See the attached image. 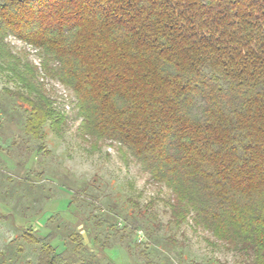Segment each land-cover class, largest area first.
I'll use <instances>...</instances> for the list:
<instances>
[{
    "label": "trees",
    "instance_id": "1",
    "mask_svg": "<svg viewBox=\"0 0 264 264\" xmlns=\"http://www.w3.org/2000/svg\"><path fill=\"white\" fill-rule=\"evenodd\" d=\"M8 35L36 50L39 67L6 47ZM0 67L37 153L65 117L40 69L73 94L83 138L125 146L170 191L176 226L189 219L242 264H264V0H0ZM36 221L21 237L37 264H96L72 258L86 249L80 231L67 254ZM9 252L0 264L15 263Z\"/></svg>",
    "mask_w": 264,
    "mask_h": 264
},
{
    "label": "rangeland",
    "instance_id": "2",
    "mask_svg": "<svg viewBox=\"0 0 264 264\" xmlns=\"http://www.w3.org/2000/svg\"><path fill=\"white\" fill-rule=\"evenodd\" d=\"M4 43L39 67L34 48L10 35ZM39 71L37 80L65 117L37 153L36 142L23 132L20 109L3 90L14 88L15 79L0 67V103L6 110L0 114V250H10L13 264H37L35 244L21 237L35 217L33 231H54L53 243L62 250L67 241V254L74 247L68 234L80 231L86 249L71 253L72 258L93 255L96 264H242L238 254L189 219L179 226L172 222L170 191L149 181L125 146L83 138L73 94ZM19 179H27L26 184H19ZM16 245L23 251L16 252Z\"/></svg>",
    "mask_w": 264,
    "mask_h": 264
}]
</instances>
